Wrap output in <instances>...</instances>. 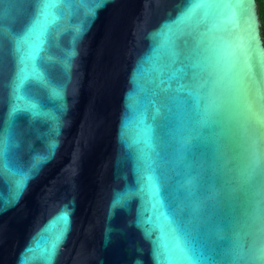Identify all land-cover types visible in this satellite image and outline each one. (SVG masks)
Here are the masks:
<instances>
[{"label":"water","instance_id":"obj_1","mask_svg":"<svg viewBox=\"0 0 264 264\" xmlns=\"http://www.w3.org/2000/svg\"><path fill=\"white\" fill-rule=\"evenodd\" d=\"M0 264H264L257 0H0Z\"/></svg>","mask_w":264,"mask_h":264},{"label":"trees","instance_id":"obj_2","mask_svg":"<svg viewBox=\"0 0 264 264\" xmlns=\"http://www.w3.org/2000/svg\"><path fill=\"white\" fill-rule=\"evenodd\" d=\"M258 13L261 21V34L264 41V0H257Z\"/></svg>","mask_w":264,"mask_h":264},{"label":"snow or ice","instance_id":"obj_3","mask_svg":"<svg viewBox=\"0 0 264 264\" xmlns=\"http://www.w3.org/2000/svg\"><path fill=\"white\" fill-rule=\"evenodd\" d=\"M201 3H215V2H221V0H200ZM234 2H240V0H234ZM65 222L67 220V214L66 213H63L62 214Z\"/></svg>","mask_w":264,"mask_h":264}]
</instances>
